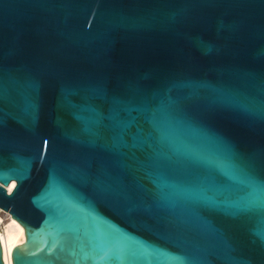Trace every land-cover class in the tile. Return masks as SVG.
<instances>
[{"label":"water","instance_id":"obj_1","mask_svg":"<svg viewBox=\"0 0 264 264\" xmlns=\"http://www.w3.org/2000/svg\"><path fill=\"white\" fill-rule=\"evenodd\" d=\"M0 208L13 264H264V0H0Z\"/></svg>","mask_w":264,"mask_h":264},{"label":"bare ground","instance_id":"obj_2","mask_svg":"<svg viewBox=\"0 0 264 264\" xmlns=\"http://www.w3.org/2000/svg\"><path fill=\"white\" fill-rule=\"evenodd\" d=\"M16 182L12 180L5 186L9 193L15 187ZM0 245L4 264H13L11 250L16 243L22 244L26 239V230L24 226L14 219L9 213L0 208Z\"/></svg>","mask_w":264,"mask_h":264},{"label":"rangeland","instance_id":"obj_3","mask_svg":"<svg viewBox=\"0 0 264 264\" xmlns=\"http://www.w3.org/2000/svg\"><path fill=\"white\" fill-rule=\"evenodd\" d=\"M2 228H0V230H1Z\"/></svg>","mask_w":264,"mask_h":264}]
</instances>
